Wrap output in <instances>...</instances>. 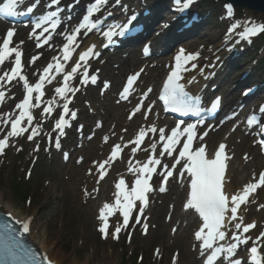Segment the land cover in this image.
<instances>
[{"label": "snow or ice", "instance_id": "snow-or-ice-1", "mask_svg": "<svg viewBox=\"0 0 264 264\" xmlns=\"http://www.w3.org/2000/svg\"><path fill=\"white\" fill-rule=\"evenodd\" d=\"M53 3L58 4L59 0H52ZM182 0H177V3L180 4ZM195 0H183V6L186 9L189 7L192 3H194ZM19 3V0H8V4L3 8L0 9V12H4L7 15L14 14V7ZM106 3V0H94V3H91L90 6L87 8V15H84L82 18V21L78 25V27L75 28L74 32L69 34L67 36L68 44L64 46V59L68 60L71 58L72 48L71 45H73L77 39V36L80 35L81 29H91L96 27V23L94 21L93 13L100 10V7ZM228 8V14H232V6L229 4L227 6ZM29 11L31 12L32 9L29 8ZM56 13L52 12L47 19L51 20L53 16H55ZM131 19H135V16H133ZM53 26L55 27V22H53ZM35 27L39 28L41 27L40 23H37ZM44 31H47V28H44ZM261 32H264V24H252L250 27L245 28L243 32H241V36L244 38H249L251 36H255L260 34ZM123 34V33H121ZM14 35V29L8 30L6 34V38L3 40L2 44H0V65L3 64L5 61L6 56H10L12 53H15V67L11 70L14 75H9L8 72L4 73V77L8 78V81L11 82L13 79H15L17 76L24 80L25 85L27 86V97L17 105L18 108L23 109L24 111L21 112L20 117L14 120H11V130L7 133L5 138L0 139V154H3L6 147H8V138L13 136H19L24 131H26L25 128H20L18 125L21 124L23 121L24 116L27 114V109L30 106V100L32 97V93L34 91H38L41 88L40 84L35 85V87L29 86L27 78L24 77L21 74L22 70V63H21V55L22 53L18 51L17 48L11 47L10 44L12 41V37ZM107 36H111L112 33H105ZM94 48V46H93ZM93 54V49L90 48L88 51L84 52L80 55L79 59L81 61H85L89 55ZM199 53H188L185 54V50L181 49L180 54L177 55L176 63L174 69L171 71L170 75L167 78V82L164 86V95L162 99H164L165 103L168 105H171V110L175 112H181L184 115H187L189 112L198 111L195 104V99H188V93L185 92V84L180 83V81L183 79V72H186L188 68L186 65H188L191 61H194L198 58ZM37 58H34V60ZM34 62V61H33ZM57 71H63V66L60 63H57L55 65ZM80 67V64L77 63L75 67L72 68L71 73H69L67 76H65V81L71 77L72 73H75L77 69ZM193 68L196 67V65H192ZM53 68L52 64H49L47 69L45 71L51 70ZM85 76V82L88 77V73H84ZM139 73L135 74L134 76L129 77L128 79V87H125L124 92L128 93L130 90V86L134 83V81L138 78ZM4 77H0V81L4 79ZM43 80V77L41 78ZM95 77H92L93 82L95 81ZM195 78H191L188 82H194ZM66 90L68 91H75L73 89H66V88H58L57 92H60L63 94ZM150 91V90H149ZM5 94L3 92H0V103L3 102ZM215 107V104L213 105ZM63 110L67 114L69 113L68 104L65 103L63 105ZM46 111H51V109H46ZM73 118L75 117V113H71ZM27 119L30 122L33 117L30 114H27ZM255 121V116L249 118L248 124L251 126L253 125ZM67 121L63 118L60 119V121L56 124V127L58 129H61L67 125ZM181 124L184 122L181 121ZM195 125L188 124L187 128H185L183 131L186 133V140L182 144V148L178 153V157L175 161L176 164H180L181 159L185 160V163L182 165L183 169L187 172V174L191 177V193H190V199H188L186 207L189 209H195L196 212L199 213L200 217H202L203 220V226L195 233V237L197 240L203 241V247L205 249H213L211 255L207 257L206 264H215V261H217L222 253H226L227 258H231L235 255V250L238 248L239 243L247 244L248 240L251 239V237H245L243 240H241L240 236L233 235L232 239L237 241L238 243H232L228 245L227 247L223 244L213 247L217 240L223 241L226 238V229L227 225L225 224L226 216L230 213L231 219H237V211L240 208L241 204L247 203L248 196L250 193L255 192V190L260 187L261 185H264V173H261L259 175V180L256 183H249L246 185L242 192L240 194H234L229 196L225 193V191L222 188V177L225 170L224 165V149L225 145L221 144L219 145V150L215 154V159H208L206 158L205 154V147L199 146L195 150H193V142H194V132H195ZM151 131L156 132V129L153 127ZM181 129L180 127L173 128L171 130V136L165 137L163 129L160 130V140L166 141L164 144V150L168 152L169 155H171L172 152L176 150V146L180 144L181 137H180ZM35 134V133H34ZM204 135H207L205 133ZM145 136V132L143 130L140 131L138 134V137L134 143H140L141 138ZM32 137L29 136V139ZM262 144H264V141H261ZM57 147H59V140L56 141ZM120 145H115L113 151H112V157H116L117 155V149H120ZM155 147V146H153ZM135 151V149L133 150ZM108 163V160H105L103 163L99 165L100 169H104L105 164ZM150 164L154 165H160L161 161L159 159H151L149 160ZM163 167L167 170L166 171V177H170L173 175V172L171 170H168V165H163ZM141 171H147V172H153L155 171V168H148L147 165ZM185 171H181L179 175L181 177L184 176ZM104 173H101L100 178L103 179ZM150 179V177H149ZM125 182L122 179L117 185L116 188L117 191V204L120 203V195L121 192L119 191L121 189V185H123ZM136 188L133 190V194L129 195L127 193H124L123 198L126 201L122 207H123V217H124V225L126 226L128 224L129 220V213L133 206V199H141L146 202L145 193L148 191H151V188L148 183V179H137L135 181ZM163 191L164 189L161 188ZM111 206L108 204L104 205V209L110 208ZM140 212H143V208L140 209ZM100 219L104 221V225L100 228V231L102 233H106L107 228V220L105 218L104 210H101ZM19 223V221H17ZM139 223V221H137ZM242 218H240V222L236 223L234 227L236 229H240L242 227ZM255 224H247L243 225V232L247 233L250 229L254 228ZM205 229H207V232L205 233ZM224 229V230H222ZM23 230L24 232L29 231V224L24 223L23 224ZM121 231V225L117 224L115 228V232L118 234ZM264 238V233H261L260 237H257L256 240L259 241L260 239ZM251 253L253 254L252 260L255 262V264H260V259H258V247L253 246L250 249ZM7 252L10 256L15 257L16 252L8 248ZM230 264H242L241 260H231Z\"/></svg>", "mask_w": 264, "mask_h": 264}, {"label": "rangeland", "instance_id": "rangeland-1", "mask_svg": "<svg viewBox=\"0 0 264 264\" xmlns=\"http://www.w3.org/2000/svg\"><path fill=\"white\" fill-rule=\"evenodd\" d=\"M223 2L222 0L219 3L214 2L216 11L219 12ZM214 8L212 13L215 11ZM239 12L241 21H244L246 16L251 20H264L263 16L250 11L240 9ZM214 31L218 34L221 32L219 29ZM119 72L116 71L112 75ZM28 159V154L21 156L15 151H8L3 158H0V197L20 216H32L36 233L50 232V244L60 249V254L65 257L67 263L171 264L174 252L179 251L180 256L184 253L190 254V243L184 245L180 239L163 249L162 226H165L164 215L170 204L168 200L162 202L161 216L159 218L153 216L152 225L157 226V229H152L147 238L137 233L134 234L133 241L127 237L120 242L112 239L106 241L97 232L98 202L93 201L91 204L87 202V204L83 200L81 187L84 183H80L81 180L76 181L78 167L74 162L63 165L60 156L54 159L49 157L40 159V163L33 170L32 178L27 180L25 172L30 163ZM81 172L84 175V167H81ZM16 188L19 190L16 191ZM26 193V198H23ZM261 193L263 191L260 190L252 204L260 205L264 202ZM169 231H171L170 226L165 232L168 237H170ZM189 237H191L190 233ZM262 247L264 249V243ZM155 250L156 253L158 251L157 254L154 253ZM141 256L143 260L139 263Z\"/></svg>", "mask_w": 264, "mask_h": 264}, {"label": "bare ground", "instance_id": "bare-ground-1", "mask_svg": "<svg viewBox=\"0 0 264 264\" xmlns=\"http://www.w3.org/2000/svg\"><path fill=\"white\" fill-rule=\"evenodd\" d=\"M260 16H262L261 14H258ZM259 16V17H260ZM257 23V22H256ZM208 41L210 43H216L220 41V36L218 35V33H214L213 35H211L208 39ZM230 55H233L232 53ZM220 67L219 66H212V71L217 73L219 71ZM154 76H159L161 75L162 71L160 68L155 69L153 72ZM109 118H118V122H120V124H123L122 118H121V114L119 115H114L111 114V116ZM238 137H231L228 140L229 143V150L232 154L235 155L234 160L231 162L230 164V170L228 172V177H227V191H229L231 194H239L242 192L243 188L248 185L247 182L248 180L252 177V172L256 173V170H261L264 169V159H259L257 157H255L253 159V161L248 164V165H244L242 160H241V149H242V145L236 144V140ZM92 150H96V152H92L93 154L96 155V153H101L102 149L99 148V144L97 143H91L89 144V148L86 150V153L90 155V151ZM243 150L250 152V155H254L255 154V150L252 147H245ZM239 163V164H238ZM77 174H76V181L79 182L81 180L82 184H87L84 179H86L85 177L82 176L81 170H77ZM255 182L253 183H256ZM109 187V185L104 184L102 188L107 189ZM108 191V190H107ZM113 191L115 192V188H113ZM256 191V190H255ZM106 193V192H105ZM107 194V193H106ZM170 198L175 201L176 203L179 202L180 200V196L181 193L178 190V192L176 193V195L174 196V194H169ZM261 198L264 201V188H263V193H261ZM0 204L3 207V209L5 211H7L8 213H12L14 217L18 218L20 217V214L17 213L14 208L8 204L7 202L4 201L3 198L0 197ZM246 212V210L244 211V213ZM179 214L181 213H174V217H173V223L175 226L176 223L179 221L180 217L181 218H189L188 215L186 214H182L179 217ZM243 219H245V214L241 215ZM256 216L258 221H256L258 223V225H262L264 223V209L262 210H258V212H256ZM33 221L34 219L31 217H27L25 218V220H27L28 222ZM254 221V219H252ZM172 226V227H173ZM163 230V249L166 247H170L172 244H175L178 240V238L182 239V242L184 244L190 243V238L188 237V231L186 229H182V233L178 236H175L174 238L172 237H167L165 235L166 232V227L162 226ZM30 235L32 240L34 241V243H36L38 245V247H40L41 250H43L52 261H54L57 264H74V263H67L66 259L64 256H62L60 253V249H57L55 247H53L50 244V238H51V233H36L35 229L33 230V227H31V231H30ZM178 264H199V261L196 259V257H194L193 255H189V254H183V256L181 255L179 257V260L177 262ZM78 264V263H77ZM87 264V263H85Z\"/></svg>", "mask_w": 264, "mask_h": 264}, {"label": "water", "instance_id": "water-1", "mask_svg": "<svg viewBox=\"0 0 264 264\" xmlns=\"http://www.w3.org/2000/svg\"><path fill=\"white\" fill-rule=\"evenodd\" d=\"M239 7L264 13V0H229Z\"/></svg>", "mask_w": 264, "mask_h": 264}, {"label": "trees", "instance_id": "trees-1", "mask_svg": "<svg viewBox=\"0 0 264 264\" xmlns=\"http://www.w3.org/2000/svg\"><path fill=\"white\" fill-rule=\"evenodd\" d=\"M18 191V190H17ZM26 196H27V193H26V195L25 196H23V198H26Z\"/></svg>", "mask_w": 264, "mask_h": 264}]
</instances>
